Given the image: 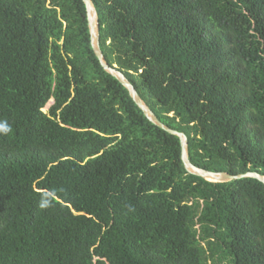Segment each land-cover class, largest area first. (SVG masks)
Returning a JSON list of instances; mask_svg holds the SVG:
<instances>
[{"label":"trees","instance_id":"trees-1","mask_svg":"<svg viewBox=\"0 0 264 264\" xmlns=\"http://www.w3.org/2000/svg\"><path fill=\"white\" fill-rule=\"evenodd\" d=\"M91 1L190 162L264 176V0ZM0 264H264V185L186 172L82 0H0Z\"/></svg>","mask_w":264,"mask_h":264},{"label":"water","instance_id":"water-1","mask_svg":"<svg viewBox=\"0 0 264 264\" xmlns=\"http://www.w3.org/2000/svg\"><path fill=\"white\" fill-rule=\"evenodd\" d=\"M82 2L85 6L90 44L100 66L102 67L105 73L113 77L123 86V88L128 92L132 101L142 111V113L150 123L179 139L181 148V161L186 172L190 175L213 183H228L236 180L250 178L257 180L264 185V176H261L255 172H249L240 175H231L226 172H210L205 169L198 168L190 162L188 156V140L186 135L184 133L175 131L161 123L158 118L152 113V111L146 106L144 101L137 93L135 87L124 76V74L119 71L115 66L108 65L100 49L99 23L94 5L91 0H82Z\"/></svg>","mask_w":264,"mask_h":264},{"label":"rangeland","instance_id":"rangeland-1","mask_svg":"<svg viewBox=\"0 0 264 264\" xmlns=\"http://www.w3.org/2000/svg\"><path fill=\"white\" fill-rule=\"evenodd\" d=\"M50 104H51V102H50ZM47 109H48V107L44 109V112H46V111H47Z\"/></svg>","mask_w":264,"mask_h":264}]
</instances>
